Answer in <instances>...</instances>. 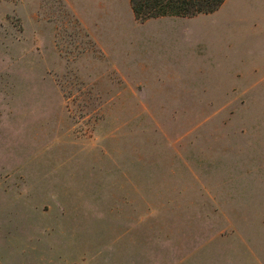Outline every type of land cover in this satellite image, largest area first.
Returning a JSON list of instances; mask_svg holds the SVG:
<instances>
[{
  "label": "rangeland",
  "instance_id": "rangeland-1",
  "mask_svg": "<svg viewBox=\"0 0 264 264\" xmlns=\"http://www.w3.org/2000/svg\"><path fill=\"white\" fill-rule=\"evenodd\" d=\"M0 264H264V0H0Z\"/></svg>",
  "mask_w": 264,
  "mask_h": 264
},
{
  "label": "trees",
  "instance_id": "trees-1",
  "mask_svg": "<svg viewBox=\"0 0 264 264\" xmlns=\"http://www.w3.org/2000/svg\"><path fill=\"white\" fill-rule=\"evenodd\" d=\"M136 21L165 16L194 17L218 10L225 0H128Z\"/></svg>",
  "mask_w": 264,
  "mask_h": 264
},
{
  "label": "crops",
  "instance_id": "crops-1",
  "mask_svg": "<svg viewBox=\"0 0 264 264\" xmlns=\"http://www.w3.org/2000/svg\"><path fill=\"white\" fill-rule=\"evenodd\" d=\"M211 14V13H210ZM210 14H203L204 16H207V15H210ZM202 14L201 15H197V16H195V17H199V16H203ZM166 17H168V16H165V17H159V18H166ZM174 17V16H173ZM159 18H157V19H159ZM160 36H164V33H161V34H159L158 35V37H156L155 38V41L153 42V44L154 45H158V40H159V37ZM184 37V36H183ZM161 42V41H160ZM177 54H180V52L178 51L177 52ZM181 56V55H180ZM180 56H179V58H180ZM174 58V57H173ZM155 60H157V61H162L163 60V58H160V57H157V59L155 58ZM160 63V62H159ZM210 67H212V66H210ZM154 67L152 66L150 69H148L147 67H145V68H143V70H148V71H150L151 69H153Z\"/></svg>",
  "mask_w": 264,
  "mask_h": 264
}]
</instances>
